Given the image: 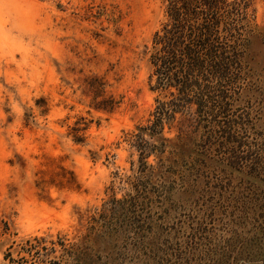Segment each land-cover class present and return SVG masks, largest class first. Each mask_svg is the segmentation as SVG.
Listing matches in <instances>:
<instances>
[{"label": "rangeland", "instance_id": "1", "mask_svg": "<svg viewBox=\"0 0 264 264\" xmlns=\"http://www.w3.org/2000/svg\"><path fill=\"white\" fill-rule=\"evenodd\" d=\"M246 1L226 133L196 103L155 133L171 0H0V264H264V0Z\"/></svg>", "mask_w": 264, "mask_h": 264}, {"label": "trees", "instance_id": "2", "mask_svg": "<svg viewBox=\"0 0 264 264\" xmlns=\"http://www.w3.org/2000/svg\"><path fill=\"white\" fill-rule=\"evenodd\" d=\"M248 7L246 0H171V21L154 37L151 79L156 76L153 90L169 91L174 98L159 102L149 130L161 132L179 109L196 103L201 121L208 126L218 121L226 133L230 120L218 118L227 111L240 74L238 22Z\"/></svg>", "mask_w": 264, "mask_h": 264}]
</instances>
